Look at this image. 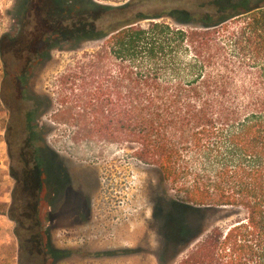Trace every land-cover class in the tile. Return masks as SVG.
I'll return each mask as SVG.
<instances>
[{
	"label": "trees",
	"instance_id": "trees-1",
	"mask_svg": "<svg viewBox=\"0 0 264 264\" xmlns=\"http://www.w3.org/2000/svg\"><path fill=\"white\" fill-rule=\"evenodd\" d=\"M99 1L39 3L48 34L34 30L24 53L31 61L17 77L4 73L20 118L14 144L6 141L14 188L0 215L15 224L17 264L71 253L44 240L41 215L44 191L54 199L69 183L37 123L55 105L51 122L71 141L135 146L132 158L156 166L184 209L226 212L229 224L177 264H264V0ZM87 42L101 45L56 79L54 99L27 89L41 53ZM0 103L13 112L2 94ZM206 215L192 234L183 225L174 241L167 234L161 257L171 242L199 239Z\"/></svg>",
	"mask_w": 264,
	"mask_h": 264
},
{
	"label": "rangeland",
	"instance_id": "rangeland-1",
	"mask_svg": "<svg viewBox=\"0 0 264 264\" xmlns=\"http://www.w3.org/2000/svg\"><path fill=\"white\" fill-rule=\"evenodd\" d=\"M35 1L45 2L0 0V94L13 109L9 112L0 103V202L7 208L14 180L9 175L6 141L14 144L17 133L13 121L20 117L16 90L3 79L5 72L18 75L25 66V47L34 40V30L40 29L38 21L30 19L35 15ZM100 45L87 42L72 51L67 45H59L48 56L41 53L26 74L27 89L54 99L56 79L84 52L96 51ZM56 108L39 116L37 123L47 131L45 144L50 160L64 168L69 183L54 199L48 189L44 191L41 215L48 231L44 240L71 253L48 264H177L212 228L223 229L229 224L231 219L225 218L222 209H184L156 166L132 158L135 146L71 141L67 127L51 122ZM203 214H207L204 234L185 248L171 242L167 255L161 257L166 235L171 234L174 241L181 225L188 234L194 233ZM14 229L15 224L0 215V259L9 264H17Z\"/></svg>",
	"mask_w": 264,
	"mask_h": 264
},
{
	"label": "flooded vegetation",
	"instance_id": "flooded-vegetation-1",
	"mask_svg": "<svg viewBox=\"0 0 264 264\" xmlns=\"http://www.w3.org/2000/svg\"><path fill=\"white\" fill-rule=\"evenodd\" d=\"M38 5H39V2H37V1H35L33 3V10L34 11H36ZM34 14H35V17L37 18V21L40 22V28H41L40 30L41 31L43 30V32L41 34V38L45 39L46 35L48 34V31H49L48 25L46 24L47 23V21H46L47 16L45 13H42L41 15H37V13H34ZM43 24H44V27H43ZM29 61H31V59L26 56V62H29ZM16 75H13V77H17Z\"/></svg>",
	"mask_w": 264,
	"mask_h": 264
}]
</instances>
